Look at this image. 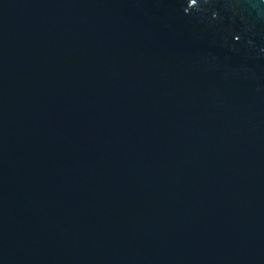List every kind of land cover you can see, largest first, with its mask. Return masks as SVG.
Segmentation results:
<instances>
[{
    "label": "water",
    "instance_id": "water-1",
    "mask_svg": "<svg viewBox=\"0 0 264 264\" xmlns=\"http://www.w3.org/2000/svg\"><path fill=\"white\" fill-rule=\"evenodd\" d=\"M0 264H264V0H0Z\"/></svg>",
    "mask_w": 264,
    "mask_h": 264
}]
</instances>
